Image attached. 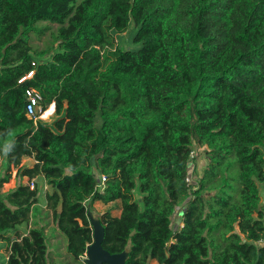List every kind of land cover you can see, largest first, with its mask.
<instances>
[{
	"label": "trees",
	"instance_id": "trees-1",
	"mask_svg": "<svg viewBox=\"0 0 264 264\" xmlns=\"http://www.w3.org/2000/svg\"><path fill=\"white\" fill-rule=\"evenodd\" d=\"M261 188L264 0H0V264H264Z\"/></svg>",
	"mask_w": 264,
	"mask_h": 264
},
{
	"label": "rangeland",
	"instance_id": "rangeland-1",
	"mask_svg": "<svg viewBox=\"0 0 264 264\" xmlns=\"http://www.w3.org/2000/svg\"><path fill=\"white\" fill-rule=\"evenodd\" d=\"M129 32L126 33V34H123L122 36H120L118 38V40L124 42V44H128V39H129ZM45 40H46V37H42L41 39H38V38H34V45H38L39 47H43L44 46V43H45ZM49 59V57H44V58H41L39 60H47ZM51 108V106L48 108V110ZM54 111H55V108H54ZM54 112L51 114H49V118L47 119V117L44 118L45 122H51L53 119H54ZM191 157L194 158V157H197L198 159L196 160V162L194 164H192L190 166V183H193L194 181H198V178L201 176L202 172H203V169H204V165H205V162H209L210 159L209 158H206L204 156H202V150L200 148H195L193 153L191 154ZM28 159H24L23 160V163L22 165L24 164H27L29 166H33L34 165V161H27ZM27 180L28 178H24L23 179V183H27ZM18 179L16 177V170L13 169L12 171V176H11V179L8 183L4 184L3 188H2V191H7V189H14L18 183ZM39 185L41 186L42 188V191H47V190H50V188H48L47 186L43 185L42 184V181L40 180L39 181ZM14 186V187H13ZM13 187V188H11ZM46 187V188H45ZM261 193H262V199H263V204H264V189L261 188ZM138 197V196H137ZM41 202L44 204V197L41 198ZM107 209V206L101 202V201H98L96 202L93 207L90 209L91 213L94 215L95 218L97 219H101V214ZM120 213L121 211L119 210H115L112 212V215L113 216H120ZM174 225L175 227L177 226H183L180 222V219L178 217H175L174 218ZM20 229L22 231H27L28 228H29V225L28 224H22L19 226ZM62 244H66V240L65 238L63 237L62 239ZM55 244V243H54ZM52 251V249H51ZM151 264H157L156 262H152Z\"/></svg>",
	"mask_w": 264,
	"mask_h": 264
},
{
	"label": "water",
	"instance_id": "water-1",
	"mask_svg": "<svg viewBox=\"0 0 264 264\" xmlns=\"http://www.w3.org/2000/svg\"><path fill=\"white\" fill-rule=\"evenodd\" d=\"M88 217L93 228V242L87 248L85 264H129L127 263L128 251L119 254H111L103 248L105 229L100 219L94 217L91 211Z\"/></svg>",
	"mask_w": 264,
	"mask_h": 264
},
{
	"label": "built area",
	"instance_id": "built-area-1",
	"mask_svg": "<svg viewBox=\"0 0 264 264\" xmlns=\"http://www.w3.org/2000/svg\"><path fill=\"white\" fill-rule=\"evenodd\" d=\"M34 72L31 71L29 72L26 76L22 77L19 80V83H24L26 80H29L33 77ZM25 97H26V116L29 119H33L35 121L37 120H44L45 117H47V119L49 118V111L47 109H44L43 104H42V96L41 94L32 87H28L25 91ZM52 106V105H51ZM54 106V105H53ZM55 108V106H54ZM54 112V110L50 113L52 115V113ZM48 114V115H47ZM34 179H32L31 181H29V185L30 187L33 189L34 188ZM106 178L105 176L102 177L101 181H100V185H99V190L101 193H103L104 190V184H105ZM28 183V180H27Z\"/></svg>",
	"mask_w": 264,
	"mask_h": 264
},
{
	"label": "crops",
	"instance_id": "crops-1",
	"mask_svg": "<svg viewBox=\"0 0 264 264\" xmlns=\"http://www.w3.org/2000/svg\"><path fill=\"white\" fill-rule=\"evenodd\" d=\"M52 107V106H51ZM27 161H32V159H28ZM33 162V161H32ZM35 163V162H34ZM41 179H38L37 181L39 182ZM14 187V186H13ZM13 187H11V188H13ZM46 188V187H45ZM9 190H11V189H7V191H9ZM7 191H5V192H7Z\"/></svg>",
	"mask_w": 264,
	"mask_h": 264
},
{
	"label": "bare ground",
	"instance_id": "bare-ground-1",
	"mask_svg": "<svg viewBox=\"0 0 264 264\" xmlns=\"http://www.w3.org/2000/svg\"><path fill=\"white\" fill-rule=\"evenodd\" d=\"M50 111H51V108H50Z\"/></svg>",
	"mask_w": 264,
	"mask_h": 264
}]
</instances>
